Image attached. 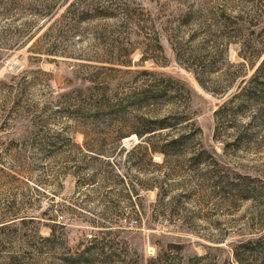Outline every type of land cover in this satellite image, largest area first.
I'll use <instances>...</instances> for the list:
<instances>
[{"label":"rangeland","instance_id":"rangeland-1","mask_svg":"<svg viewBox=\"0 0 264 264\" xmlns=\"http://www.w3.org/2000/svg\"><path fill=\"white\" fill-rule=\"evenodd\" d=\"M263 59L264 0H0V264L232 262L264 237V116L229 102Z\"/></svg>","mask_w":264,"mask_h":264},{"label":"trees","instance_id":"trees-1","mask_svg":"<svg viewBox=\"0 0 264 264\" xmlns=\"http://www.w3.org/2000/svg\"><path fill=\"white\" fill-rule=\"evenodd\" d=\"M154 77V84L150 87L149 94L143 95V99L145 97L150 98L153 104H157L161 98L162 93L165 92L167 86L166 83L172 82L169 79L158 78L155 72H149ZM200 80V79H199ZM202 82V80H200ZM244 83V85H243ZM243 85V86H242ZM185 91L190 94V90L187 85L184 84ZM239 92L236 93L233 98L229 102L235 103V105H239L240 107L248 106V108H256L255 115L256 116H264V59L262 62L256 67L253 74L242 81L241 87L239 88ZM225 103L221 108L217 111V116L222 114L228 106V103ZM256 106V107H254ZM184 117V116H183ZM183 117L177 116L176 121H180L184 119ZM154 126L149 131V133L156 132L166 129L168 127H173V122L170 118H160L154 120ZM154 133V134H156ZM140 138H143V134H139ZM183 137V136H182ZM182 137L179 139H172L169 142H166L164 146H158L152 143L154 136L146 137L142 139V141H146L148 144V148H151L153 152H161L163 155L166 154V148L172 146V144H177L179 140H182ZM168 152V151H167ZM195 160L201 159V157H194ZM56 239L55 234L52 233V237L50 240ZM96 244L103 243L107 246L109 240H93ZM101 241V242H100ZM103 241V242H102ZM95 246V245H94ZM102 246V245H101ZM171 249L176 248L174 245H170ZM234 260L232 262H228L225 264H264V237L256 239V240H248L242 242L240 244L234 245ZM87 252H83L80 254L79 258H84ZM172 253V252H171ZM171 253H167L164 256L159 255L156 257L151 264H181V261H178ZM91 254V253H89ZM189 264H205L207 262V257L205 256H196L190 258L187 261ZM183 264V263H182Z\"/></svg>","mask_w":264,"mask_h":264},{"label":"built area","instance_id":"built-area-1","mask_svg":"<svg viewBox=\"0 0 264 264\" xmlns=\"http://www.w3.org/2000/svg\"><path fill=\"white\" fill-rule=\"evenodd\" d=\"M88 237H89L90 239H92V238H93V235H92V234H89Z\"/></svg>","mask_w":264,"mask_h":264}]
</instances>
